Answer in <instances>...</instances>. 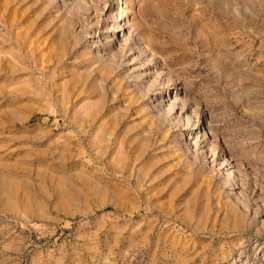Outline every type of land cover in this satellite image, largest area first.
Returning a JSON list of instances; mask_svg holds the SVG:
<instances>
[{"label":"rangeland","instance_id":"rangeland-1","mask_svg":"<svg viewBox=\"0 0 264 264\" xmlns=\"http://www.w3.org/2000/svg\"><path fill=\"white\" fill-rule=\"evenodd\" d=\"M0 264H264V0H0Z\"/></svg>","mask_w":264,"mask_h":264},{"label":"bare ground","instance_id":"bare-ground-1","mask_svg":"<svg viewBox=\"0 0 264 264\" xmlns=\"http://www.w3.org/2000/svg\"><path fill=\"white\" fill-rule=\"evenodd\" d=\"M128 16H129L128 11H124V14H123V15L121 16V18H119V19H126V17H128ZM113 29H115L114 26H112L111 28L105 30L104 32L112 31ZM93 36H94V35H93ZM107 37L109 38L108 41H113V40L116 39L113 35H107ZM196 142H197V141H192V142H190L189 144H186V145H188V146L190 147L191 145H195ZM196 147H197V146H196Z\"/></svg>","mask_w":264,"mask_h":264}]
</instances>
